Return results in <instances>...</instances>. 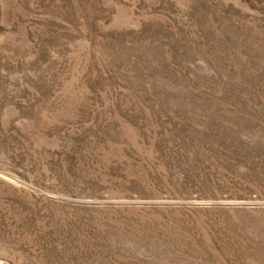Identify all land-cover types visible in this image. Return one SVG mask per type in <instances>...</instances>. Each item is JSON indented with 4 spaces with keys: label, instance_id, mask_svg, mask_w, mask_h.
Instances as JSON below:
<instances>
[{
    "label": "rangeland",
    "instance_id": "obj_1",
    "mask_svg": "<svg viewBox=\"0 0 264 264\" xmlns=\"http://www.w3.org/2000/svg\"><path fill=\"white\" fill-rule=\"evenodd\" d=\"M0 264H264V0H0Z\"/></svg>",
    "mask_w": 264,
    "mask_h": 264
}]
</instances>
